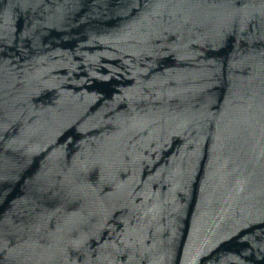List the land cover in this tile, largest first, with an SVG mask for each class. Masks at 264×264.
I'll return each mask as SVG.
<instances>
[{
  "label": "water",
  "instance_id": "95a60500",
  "mask_svg": "<svg viewBox=\"0 0 264 264\" xmlns=\"http://www.w3.org/2000/svg\"><path fill=\"white\" fill-rule=\"evenodd\" d=\"M0 264H264V0H0Z\"/></svg>",
  "mask_w": 264,
  "mask_h": 264
}]
</instances>
